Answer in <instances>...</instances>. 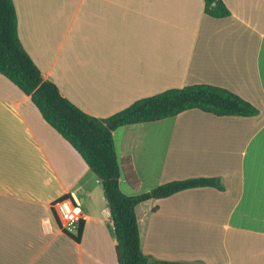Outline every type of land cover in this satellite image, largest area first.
Returning a JSON list of instances; mask_svg holds the SVG:
<instances>
[{
    "label": "crops",
    "instance_id": "1",
    "mask_svg": "<svg viewBox=\"0 0 264 264\" xmlns=\"http://www.w3.org/2000/svg\"><path fill=\"white\" fill-rule=\"evenodd\" d=\"M223 1L231 14L217 18L204 0H14L20 39L44 78L89 114L194 83L259 109L193 108L114 130L124 193L190 177L224 185L136 206L142 251L172 262L159 264H264V0ZM64 195L83 210L80 242L56 219ZM0 264H119L100 179L1 72Z\"/></svg>",
    "mask_w": 264,
    "mask_h": 264
},
{
    "label": "trees",
    "instance_id": "2",
    "mask_svg": "<svg viewBox=\"0 0 264 264\" xmlns=\"http://www.w3.org/2000/svg\"><path fill=\"white\" fill-rule=\"evenodd\" d=\"M204 1L206 13L213 17L231 14L223 0ZM0 72L31 97L46 122L81 154L100 179L110 208L119 264L172 263L158 260L142 251L136 213L139 203L196 187L213 186L223 190L224 185L219 177H190L162 183L144 193L128 195L120 188L121 166L114 130L126 124L176 116L193 108L219 116H252L259 113L254 104L226 87L194 83L137 99L108 117L89 114L64 96L55 82L44 78L20 39L14 0H0ZM132 180L136 182L134 184L138 183L134 172ZM68 197L64 195L61 198ZM83 229L84 220L79 222L76 232L63 230L80 242Z\"/></svg>",
    "mask_w": 264,
    "mask_h": 264
},
{
    "label": "built area",
    "instance_id": "3",
    "mask_svg": "<svg viewBox=\"0 0 264 264\" xmlns=\"http://www.w3.org/2000/svg\"><path fill=\"white\" fill-rule=\"evenodd\" d=\"M53 210L61 224L60 226L72 232H76L79 222L84 220L81 206L69 197L54 201Z\"/></svg>",
    "mask_w": 264,
    "mask_h": 264
}]
</instances>
